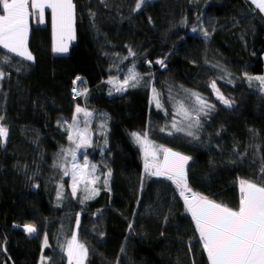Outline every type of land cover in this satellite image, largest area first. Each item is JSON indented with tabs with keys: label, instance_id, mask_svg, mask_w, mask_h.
<instances>
[{
	"label": "trees",
	"instance_id": "16d2710c",
	"mask_svg": "<svg viewBox=\"0 0 264 264\" xmlns=\"http://www.w3.org/2000/svg\"><path fill=\"white\" fill-rule=\"evenodd\" d=\"M73 3L67 53H52L50 22H30L33 61L0 48V58L10 57L0 62V125L8 129L0 142V264H68L74 233L88 249L85 264H209L175 185L144 173L130 133L148 131L155 144L191 157L192 191L214 192L209 199L238 208L239 181L264 178V88L248 79L264 73V16L247 0H151L140 11H133L136 0ZM133 67L137 87L116 92L107 83ZM78 76L87 95L74 98ZM152 88L162 109L150 102ZM190 93L213 105L192 129L198 139L169 134L176 104L196 107ZM77 106L102 116L105 128L98 134L92 122L86 155L101 179L99 194L84 203V193L73 197L70 178L54 167L70 143L66 125ZM27 224L35 234L24 231Z\"/></svg>",
	"mask_w": 264,
	"mask_h": 264
},
{
	"label": "snow or ice",
	"instance_id": "6c2138e0",
	"mask_svg": "<svg viewBox=\"0 0 264 264\" xmlns=\"http://www.w3.org/2000/svg\"><path fill=\"white\" fill-rule=\"evenodd\" d=\"M150 2L151 0H136L133 11L142 10V7ZM252 3L261 12H264V0H252ZM45 9H50L52 15L54 38L52 50L54 53H66L68 51L67 42L75 38L73 0H0V48L24 60L33 61L34 57L27 46L29 18L38 15L39 23H44ZM204 35L207 37L208 33L205 32ZM135 55L136 53L129 49V56ZM9 60L8 56L0 58V62L3 63L9 62ZM156 63L162 67L165 66L163 60H158ZM3 76L4 73L0 72V79ZM248 79L259 81L261 87L264 88V76L248 77ZM140 80V75L133 67L128 69L122 82L110 79L107 83L113 85L116 92H124L129 87H137ZM77 82L83 84L82 78L76 77L73 84L76 85ZM210 87L216 93L218 100L229 107L232 106L231 102L217 89L215 82H212ZM73 93L74 98L75 96H86L87 88L83 87L80 90L74 87ZM152 93L150 102L162 109L160 94L155 88H152ZM190 95L195 98L196 107H186L182 102L176 104L170 135L173 132H183L189 137L198 139L192 129L200 127L199 115L206 114L204 110L206 108L211 110L213 105L208 104L198 93H190ZM81 115L84 118V128L79 126ZM92 115L86 109L80 106L76 107L72 123L67 128L68 140L75 145V148L62 149L64 155L72 157L71 170L69 171L63 164H54V167L63 169L65 176L71 175L73 197L77 196L78 191L84 193L81 203L93 199L99 194V189L95 185L101 179L97 174V166L90 164L87 158L84 159L82 166L75 163L76 150L91 146L87 125ZM0 120H3L2 116H0ZM164 130L161 129V131ZM130 135L143 154L144 173L147 176L165 178L175 185L179 196L183 199L186 212L190 214L194 222L195 231L199 234V241L207 254L209 264H264V178L259 182L244 179L239 181V205L234 209L192 191L188 185L186 173V165L191 157L163 145L155 144L149 139L148 131L132 132ZM7 136L8 129L0 125V142L6 140ZM261 171L264 172V167ZM110 178L111 171L109 170L103 177L105 188L108 187ZM61 196L62 191H58L57 197ZM77 226H79V218H77ZM24 231L32 234L37 229L34 225L27 224L24 225ZM44 246H47V237H45ZM66 253L69 264H84L88 256V249L79 243L77 235L74 233L71 240L67 242Z\"/></svg>",
	"mask_w": 264,
	"mask_h": 264
},
{
	"label": "rangeland",
	"instance_id": "374dc122",
	"mask_svg": "<svg viewBox=\"0 0 264 264\" xmlns=\"http://www.w3.org/2000/svg\"><path fill=\"white\" fill-rule=\"evenodd\" d=\"M30 11H31V9H29ZM51 11L50 9H45V16H44V23H39V16L37 15L36 17H30L29 18V29H30V25H31V21H32V23H34V24H38V25H45V24H47V22L49 21V19L50 18H48L49 17V13L47 12V11ZM51 21H52V18H51ZM51 23V22H50ZM73 31H74V22H73ZM75 33V32H74ZM29 37V36H28ZM28 43V42H27ZM28 46V45H27ZM28 50H29V48H28ZM68 50H69V48H68ZM53 54H55V55H60V54H62L63 55V53H53ZM261 76H264V73H263V75H261ZM123 81V80H122ZM121 81V82H122ZM150 94H151V96L153 95V93H152V89H151V91H150ZM215 95H216V93H215ZM217 97V96H216ZM194 102H195V100H194ZM187 107V106H186ZM178 119H179V117H178ZM92 122H94V126H96V128H98V134L99 133H104V130H105V128L104 127H102V125L104 124V118L102 117V116H100V117H94V116H91L90 118H89V123H88V125H87V127H88V129H89V135H90V137H91V145L93 144V141L95 140V138H94V136H95V133L93 132V129L91 128V125L93 124ZM68 125H70V124H68ZM68 125H66L67 126V128H68ZM79 126H80V128H84L85 127V125H82L81 124V118H80V124H79ZM5 141V140H4ZM3 141V142H4ZM2 142V143H3ZM90 146H86V147H82V148H79V149H77L76 150V160H75V163H77V164H79V165H83V163H84V159L85 158H87V155H86V152H87V150L86 149H88ZM72 148H75V145L74 144H72V143H69V145L67 146V148H65V149H72ZM140 148V147H139ZM141 154H142V152H141ZM142 158H143V154H142ZM58 162H59V164H63L65 167H67L68 169H69V171L71 170V166H72V163H73V160H72V157L70 156V155H64L63 153H62V150H60V158H59V160H58ZM61 168V167H60ZM61 170H62V172L64 173V171H63V169L61 168ZM97 174L99 175V173H98V171H97ZM100 176V175H99ZM64 177L65 178H70V183L72 184V178H71V175H68V176H65L64 175ZM99 182H97V184H98ZM216 189V188H215ZM61 191H62V188L60 189ZM215 191V190H214ZM63 192V191H62ZM214 192H209V193H203V195H205V196H207L208 198H211L212 197V194H213ZM23 229H24V226L22 227ZM27 233V232H26ZM28 234V233H27ZM33 234H35V233H32V234H30V235H33ZM66 252V251H65ZM66 258H68L67 257V253H66ZM68 264H69V261H68ZM84 264H85V262H84Z\"/></svg>",
	"mask_w": 264,
	"mask_h": 264
},
{
	"label": "crops",
	"instance_id": "0c3cea01",
	"mask_svg": "<svg viewBox=\"0 0 264 264\" xmlns=\"http://www.w3.org/2000/svg\"><path fill=\"white\" fill-rule=\"evenodd\" d=\"M249 3H251L252 5H253V7H255L257 10H258V12L259 13H261L263 16H264V12H261L257 7H256V5L254 4V3H252V0H247ZM48 13H49V17L48 18H50L49 19V21L48 22H51L50 23V26H51V33H52V39H51V44H52V48H51V51H52V53H54L53 52V43H54V38H53V29H52V21H51V18H52V15H51V11H47ZM28 36H29V34H28ZM72 41L73 40H71V41H68L67 43H68V48H70V46L72 45ZM68 52V51H67ZM66 52V53H67ZM63 54H65V53H63ZM60 55H62V54H60ZM263 56H264V54H263Z\"/></svg>",
	"mask_w": 264,
	"mask_h": 264
},
{
	"label": "built area",
	"instance_id": "2783aa9c",
	"mask_svg": "<svg viewBox=\"0 0 264 264\" xmlns=\"http://www.w3.org/2000/svg\"><path fill=\"white\" fill-rule=\"evenodd\" d=\"M74 87H76V88H77V86H76V85H75V86L73 85V88H74ZM73 88H72V92H71V93H72V96L74 97ZM76 97H79V96H75V98H76Z\"/></svg>",
	"mask_w": 264,
	"mask_h": 264
},
{
	"label": "water",
	"instance_id": "95a60500",
	"mask_svg": "<svg viewBox=\"0 0 264 264\" xmlns=\"http://www.w3.org/2000/svg\"><path fill=\"white\" fill-rule=\"evenodd\" d=\"M77 84H78V82H77ZM77 84H76V85H77ZM74 86H75V85H74Z\"/></svg>",
	"mask_w": 264,
	"mask_h": 264
}]
</instances>
